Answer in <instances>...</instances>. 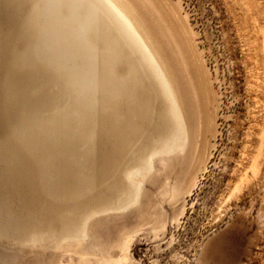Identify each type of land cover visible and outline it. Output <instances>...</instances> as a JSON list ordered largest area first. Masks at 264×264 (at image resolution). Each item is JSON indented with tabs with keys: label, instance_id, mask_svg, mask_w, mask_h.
Masks as SVG:
<instances>
[{
	"label": "rangeland",
	"instance_id": "obj_1",
	"mask_svg": "<svg viewBox=\"0 0 264 264\" xmlns=\"http://www.w3.org/2000/svg\"><path fill=\"white\" fill-rule=\"evenodd\" d=\"M40 1L29 0L17 12L11 66L31 98L28 211L36 225L29 222L27 232L34 239L0 235V264H264V0H117L142 25V36L173 86L190 131L185 150L153 154L136 189L127 171L144 165L168 129L164 89L149 66L140 65L144 60L118 27L119 34H102L111 18L98 2ZM36 8L47 17H35L29 31L36 32L27 35L24 28ZM3 33L2 25L0 39ZM118 38L128 42V58L115 55ZM2 50L0 81L8 68ZM22 56L26 65L18 60ZM135 73L155 87L154 130L147 133L145 100L139 97L137 152L126 140V148L119 145L122 156L116 164L111 154L110 162L101 165L108 148L103 88L110 91L115 119L125 118L128 99L117 98L119 85ZM91 109L94 114L88 116ZM24 117L19 106L14 122L19 133L25 130ZM95 119L100 127L94 133L99 156L92 161L93 191L77 201H59L58 196L65 200L71 194L55 183L77 184L89 173ZM100 165L114 171L99 172ZM46 168L59 169V177L46 174ZM61 169L72 171L74 179L65 181ZM113 180L115 187L107 192ZM2 198L20 211L18 190L0 171ZM41 204L45 212L38 215ZM67 213L71 222L58 223V214Z\"/></svg>",
	"mask_w": 264,
	"mask_h": 264
},
{
	"label": "water",
	"instance_id": "obj_2",
	"mask_svg": "<svg viewBox=\"0 0 264 264\" xmlns=\"http://www.w3.org/2000/svg\"><path fill=\"white\" fill-rule=\"evenodd\" d=\"M29 0H0V28L5 27V33L2 34V38L0 39L1 43V48L0 50L2 51V48L5 49V64L8 65V69L3 75L4 79L0 81V171L7 177V180L9 182V186L12 189H18L19 188V182L17 183V180H19V177L21 174H24L25 172L30 174L32 173L31 165L30 162L32 160V153H31V133H30V125H29V113H30V96L27 94V91H29L28 85L22 86L19 81L17 80V77L14 75L13 70L11 69V66H13V63L16 61V53H15V36H14V28H15V18L17 16L18 10L23 9V5L25 2ZM44 0H41L40 3H43ZM42 12V14H41ZM36 12L30 16V20H28V25H26L25 34H32L35 31H29L30 27H34V22H35V17L36 18H41V20L46 16V12L41 11ZM41 16V17H38ZM47 17V16H46ZM45 17V18H46ZM4 18V21H3ZM33 23V24H32ZM56 48V47H55ZM26 57V56H25ZM24 56L20 57L18 60H21L23 65H26V58ZM29 59H27L28 62ZM96 72V77L98 81H103L102 76H97ZM146 88L145 92V109L147 111L146 117H144L145 124H148L147 126V133L151 131V134L153 132L154 124H156V110L153 105V101L155 100V87L154 85L150 82H143V88ZM3 89V90H1ZM148 90V91H147ZM105 95V99L103 102L104 106V112H103V127L105 129V134H106V141H107V151L103 154L102 156V161L101 165H103L104 160H107V163L110 162V157L111 154L114 155L115 157L113 162L115 165L118 159H120V155L122 156V149L121 146H119V143L117 141L116 135L113 133L116 129V119H115V109L113 106L110 108L111 102H109L111 94L110 91L107 90L106 86L103 88ZM114 96V95H112ZM21 106V109L23 110L24 113V118H25V128L23 127V133H19L17 131H20V127L15 126V118L18 115V107ZM93 109L89 111V114L87 113L88 116H92L94 114ZM112 118L113 121H112ZM137 118L135 116L129 117V119H125L124 124L125 128L130 130L131 134L129 137V144L127 145H132L134 146L135 152H137V143H136V134L137 132L135 131L137 128ZM95 119L92 123V129H93V134L91 136V144L89 145V155H90V163H89V173L85 176V180H81L77 182H68L67 181V186H63L62 183L61 185L59 182L55 183L56 189H61V187H68L65 189H69V193L71 194L70 197H64L67 199H61L60 196L57 197V200L59 201H64L67 202L66 200L69 199V201H77L80 197V195L84 194L86 191H90V193L93 191V185L92 183V173H93V159L96 157L98 159V140L96 135H94L95 132H97L98 127H100V121H96ZM126 131V133H127ZM126 146H123V148ZM120 148V149H119ZM120 151V152H119ZM106 156V157H105ZM53 156L47 157L52 159ZM35 158V155L33 156ZM41 159V157H40ZM45 159V158H44ZM34 160V159H33ZM49 162L50 160H43V162ZM99 161V160H98ZM50 163V162H49ZM100 165V170L99 172L103 173H110L114 171L113 169H109L108 167H103L101 168ZM48 168V167H47ZM45 170L46 174L52 175V177H59V169L55 171L51 170ZM64 172H61V175H65V181L68 178V180L74 179L72 176V171L69 169H61ZM106 170V171H105ZM47 171V172H46ZM44 173V172H43ZM67 175V176H66ZM75 175V174H74ZM17 179V180H16ZM58 179V178H57ZM29 179H26V190L28 189L29 191V186L30 183L28 181ZM13 182H16L15 185ZM85 182V183H84ZM66 185V184H64ZM61 186V187H60ZM60 187V188H59ZM115 184L114 180L110 182L108 185L105 186V190L107 192H110L114 189ZM64 189V188H63ZM29 197L27 198V201L29 205H31L30 201L28 200ZM74 201V202H75ZM15 204V203H14ZM18 204V203H17ZM70 212V211H69ZM58 223H67L68 225L72 220L71 215L66 214H58ZM57 223V225H58ZM65 225V224H64ZM58 227V226H57Z\"/></svg>",
	"mask_w": 264,
	"mask_h": 264
},
{
	"label": "bare ground",
	"instance_id": "obj_3",
	"mask_svg": "<svg viewBox=\"0 0 264 264\" xmlns=\"http://www.w3.org/2000/svg\"><path fill=\"white\" fill-rule=\"evenodd\" d=\"M47 1H49V0H47ZM53 1H55V0H53ZM57 1H59V0H57ZM85 1H82V2L84 3ZM95 1L98 2L99 8L101 7L102 9L101 8L100 9L106 12V13L105 12L104 13H105V15L106 14L108 15L107 19L108 18H111L110 19L111 20L110 21L111 22V25H109V24L108 25L105 24L104 26L102 25V27H103V28L101 27L102 34L105 35V37L106 36L109 37V34L114 33L117 29H119L118 31L120 32V34L122 36L124 35L125 37H127L130 40L131 44L134 46V49H136V53L138 51V54H140L141 58L146 63L144 65V62H142L143 64H140V65L141 66H146V67H147V65L149 66V67H147L148 70L151 69V71H152L153 75L155 76V78L157 79V81L160 82L159 84L164 89L165 94L167 96V99L169 101V103H168L169 104V114H168L169 115V123H168V127H167L168 129L166 131V134L164 136H160L159 135V141H158V144H157L158 146H157V148L155 149L154 152H152L151 154H148L146 156V158H144V163H143L144 165L132 167L126 173L128 179L131 180L132 185H134L135 186L134 188L136 189V188H139V183H140L138 177L142 176L143 170H144V168H146V166H151V162H152V158H153V154L154 153H157V152L177 153V152H180V151L185 150L189 146V142H190L189 126H188V123L186 121L185 114H184L183 110L181 109V106H180V103L178 101L176 92H175L173 86L170 84V81H168L166 79V76H165V74H164V72L162 70V67H161V65H160V63L158 61V57L150 49V47L146 43L147 41H145L146 39H144V37L142 36V33H141V27H142V25L140 26V24H139V26H137V24H135L136 22H133L134 20L131 19L132 17L130 18L129 13L127 12V9H126L124 3H122V2L120 3L117 0H95ZM76 5H78V4H76ZM81 5H80V7H81ZM91 5H92V3H91ZM38 7H40V6H38ZM61 8L64 9L63 6ZM67 8H69V7H67ZM49 9H51V7ZM89 9H90V7H89ZM71 10H72V8H71ZM83 10H85V9H83ZM35 11L37 12L38 9L35 10ZM67 12H70L69 9H68ZM74 14H76V13H74ZM80 15H81V13H80ZM71 17H73V16H71ZM80 18H78V19H80ZM98 18H100V17L97 16V15H95V19L97 21H98ZM71 20H72V18H71ZM86 21H87V18H86L85 22ZM79 22H81V21L79 20ZM82 22H84V21H82ZM88 22H89V20H88ZM87 24L85 26H88ZM116 27H118V28L117 29H114ZM116 33H117V31H116ZM117 34H119V33H117ZM103 40L105 41V38ZM87 42H88V40H87ZM122 42L123 41H121L120 38L117 39V42L114 45V50H115L114 53L117 56H118V53H119L120 54L119 55L120 57H121V55H125L127 57L128 55H126L127 53H125V52L128 50L127 48H129V47H127L125 45L128 42L127 43L126 42L125 43L124 42L122 43ZM0 45H1V43H0ZM17 45H19V44H17ZM15 46H16V44H15ZM133 51H135V50H133ZM138 54H137V56H138ZM140 56H139V58H140ZM3 57H1V58H3ZM132 66H134V65H132ZM4 69H6V68L4 67ZM128 69L130 70L131 68L129 67ZM19 71H21V69H19ZM23 76H25V75L23 74ZM123 78H125V76H123ZM143 78L144 77L140 76V74H136L135 73L134 75H131L128 78V80L123 81L122 84L119 85V88H120V86H122L123 88L119 89L117 98L119 99V101H121L123 99H128L127 100L128 101L127 102L128 104H126V105H127V107L129 106L127 108V110H126L127 115L125 116V118L124 117H121L120 119H117L116 120V126L115 127H116L117 130H115L113 133L118 138L117 141H118L119 145L126 146V140H129V139H127V137L125 139V134L128 135V137H130V134H131L130 130L127 131V129L125 128L126 127L125 124H124L125 119H129V117L133 115V112H134V115L136 117V115L138 113V110L141 109L140 107H142V104L139 103V102H141V100H139V102H138L139 97H142V100H145L144 96H145L146 88L145 87L143 88V82L145 81V79H143ZM2 79H4V77ZM22 81L24 82V80H22ZM25 82H26V80H25ZM157 87H159V86H157ZM144 110L146 112L145 106H144ZM113 119L114 118H112V121H113ZM126 131H127V133H126ZM124 148H126V147H124ZM253 165H254V163H253ZM253 165H252L251 169L254 172V166ZM26 179H29V174L25 172L24 174H21L20 175V177H19V184L20 185H19V188L16 189V190H18V195H19L18 200H19V203L21 204V208H20V211L19 212H16L15 209H13L8 203H6L7 202L6 200L8 198H6V199H4V198L0 199V202H1L0 203V235H2V236H5L6 235V236L12 237V238H14L16 240H20V239L22 240L23 239V241H24V238H25L26 235L27 236H30L29 235L30 233L28 234V232H27L28 231V228H29V224L31 223L30 222V216L31 215H30V213L28 211V207H29V209L32 208V205H29L28 204V201H27V197H29L28 196L29 191H28V189L26 190V186H25ZM33 210H34V215H35L36 214V210L35 209H33ZM44 212H45V207H44L43 204H41L40 205V208H39V211H38V213H39L38 215H41ZM32 222H34V221H32ZM31 224H33V223H31ZM33 225H36V224H33ZM33 236H30V237H33ZM38 237L39 236H37V238ZM71 237H72V235H71ZM33 239H34V237H33ZM59 239L62 240V238H59ZM29 240H30V238H29ZM56 241H58V240H56ZM24 243L26 244V242H24ZM32 243L33 242H31L30 244H32ZM40 243H42V242H40ZM25 244H23V245H25Z\"/></svg>",
	"mask_w": 264,
	"mask_h": 264
}]
</instances>
